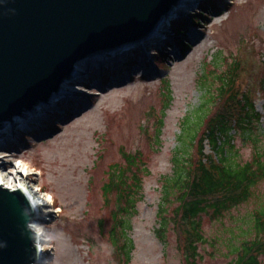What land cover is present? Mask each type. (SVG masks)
<instances>
[{
	"label": "rangeland",
	"instance_id": "374dc122",
	"mask_svg": "<svg viewBox=\"0 0 264 264\" xmlns=\"http://www.w3.org/2000/svg\"><path fill=\"white\" fill-rule=\"evenodd\" d=\"M226 3L184 0L164 21L163 38L147 40L125 53L107 54V60L95 62L90 74L88 59L77 63L81 72L76 76L82 83H74L76 95L65 96L79 95L83 101L72 107L69 99L53 102L43 114L36 110L38 121L32 129L1 139L0 154L11 157L0 158V164L10 162L21 172L18 186L27 182L33 191L42 192L43 206L32 225L41 233L36 245L43 252L42 264H125L126 257L110 241L114 196L106 202L102 193L108 166L123 163L120 146L138 151L148 168L142 198L126 232L133 245L128 264H187L176 228L179 204L170 186L177 176L173 156L177 153L184 160L189 152L193 160L196 153L195 143L180 141L184 120L190 116L195 121L201 104L216 94V76L234 60L240 63L241 88L250 91L256 112L264 118V0ZM175 38L183 39L185 47ZM123 55L128 60L121 61V75L112 73L110 60ZM139 57L147 59L144 70L134 64ZM164 80L170 103L162 116ZM212 102L205 106L209 114L220 104ZM160 117L163 127L157 146L154 135ZM263 118L257 125L261 135ZM201 131L202 127L196 141ZM234 148L236 162L251 160L252 147L239 134L234 135ZM166 192L170 194L164 199ZM252 194L218 220L201 216L204 241L198 245L195 264H233L234 248L255 235L254 215L264 207V180ZM259 262L264 264V256Z\"/></svg>",
	"mask_w": 264,
	"mask_h": 264
},
{
	"label": "water",
	"instance_id": "95a60500",
	"mask_svg": "<svg viewBox=\"0 0 264 264\" xmlns=\"http://www.w3.org/2000/svg\"><path fill=\"white\" fill-rule=\"evenodd\" d=\"M183 2L0 0V131L49 103L77 63L139 46ZM37 220L20 188L0 184V264H42Z\"/></svg>",
	"mask_w": 264,
	"mask_h": 264
},
{
	"label": "trees",
	"instance_id": "16d2710c",
	"mask_svg": "<svg viewBox=\"0 0 264 264\" xmlns=\"http://www.w3.org/2000/svg\"><path fill=\"white\" fill-rule=\"evenodd\" d=\"M177 34L182 33L177 31ZM178 41L182 43L181 39ZM240 71L239 61L234 60L216 76L219 79L216 94L214 97L211 94L201 104L195 121L190 120V116L184 120L180 141L184 145L188 142L190 146L195 143L194 159H191L189 152L184 154V160L177 153L172 158L177 166V176L170 186L179 204L175 211L178 218L176 228L181 235V250L187 264H195L199 257L198 245L204 241L201 216L218 220L227 211L247 202L253 195V188L264 180V134H260L257 126L262 116L256 112L250 91L241 88ZM163 89L166 91V106L162 116L170 103V89L165 80ZM212 100L214 104H220L209 114V108L205 106ZM162 122V117L156 122L154 141L157 146L160 145ZM201 127V134L196 141ZM235 134H239L243 141H248L253 150L251 160L244 164L234 159ZM206 148L209 152H206ZM119 153L123 163L108 166L102 193L106 202L111 195L114 196L110 241L123 253L125 264H128L133 245L126 232L131 227L136 204L142 198L143 177L147 175L148 168L138 151L131 153L120 146ZM169 194L166 192L164 199ZM162 211L161 207L159 212ZM253 228L254 237L244 239L239 248H234L236 258L233 264H260L259 258L264 256V207L256 211Z\"/></svg>",
	"mask_w": 264,
	"mask_h": 264
},
{
	"label": "bare ground",
	"instance_id": "6f19581e",
	"mask_svg": "<svg viewBox=\"0 0 264 264\" xmlns=\"http://www.w3.org/2000/svg\"><path fill=\"white\" fill-rule=\"evenodd\" d=\"M162 25H163V23L158 27L159 30L162 28ZM176 39L179 40L180 38H176ZM146 41H147V39H146ZM100 60H102L101 62H104L107 59L103 60V55L101 53L97 54V56H95V58H92V59L89 58L88 59L89 62H88L87 70H88L89 73H87V74H90L91 70L94 68L95 62L97 63V61H100ZM124 60L125 61L128 60L125 57V55L121 56L120 59H112V60H110V64H112V67H111L112 73H118V74L121 75V72H122V70H121L122 68H120L121 61L123 62ZM146 60H147L146 57L145 58L144 57H139V61H136L134 64H139V67H138L139 70L140 69L144 70L145 69L144 67H146V65H147ZM77 67H79V65L76 64L75 68H77ZM135 70H137V69H135ZM80 77L81 76H79V75L78 76H74V77L70 78L69 81L71 83L81 84L82 82L78 81L80 79ZM88 78H90V77H88ZM117 81H119V80H117ZM72 86L74 87V85H72ZM61 90H63V89H61ZM55 94H57V93H54L53 95H55ZM74 95H76V94L71 93L69 96L72 97ZM65 99L68 100L69 97L59 98V100L57 102H59V101L61 102V100L64 101ZM82 101H83V98L79 97V95H78V97L73 98V99H69L67 102L69 103L68 105H70L72 107V106L76 105L78 102H82ZM25 111H28V109L25 110ZM42 111L43 110L39 111L40 114L44 113ZM36 121H38V119L36 117L32 118L30 122H27V126L28 127L33 126V124H31V123H34ZM15 123L16 122H12V123H9L8 125H13L14 126ZM1 139L2 138L0 137V141H1ZM0 155L2 156V158L7 157V153L0 154ZM24 169L26 170V168H24ZM19 177L21 179L23 178L21 172L17 171V168L15 167V165L11 164L10 162H6V164H0V184H1V186L5 187V188L12 189V190L20 188L23 191V193L26 195V197L28 198L29 202L31 203V206H32L33 210L35 212L37 211L39 213L40 207L43 206V200L41 199V196H38L36 192H34L31 188H29V186L27 184H25L27 182H25L24 185H22V186H18L16 183L18 182L17 178H19ZM57 211H59V209H56V212ZM32 228H33L34 231L36 230L35 226L32 227ZM36 232H39V231L36 230ZM38 242H39V240L36 243L38 244ZM39 250H41V248ZM42 253L43 252H41L40 254H42Z\"/></svg>",
	"mask_w": 264,
	"mask_h": 264
}]
</instances>
